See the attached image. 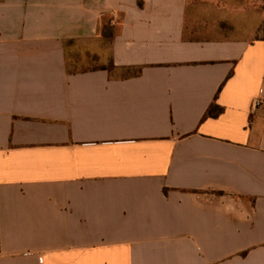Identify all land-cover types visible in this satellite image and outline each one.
<instances>
[{"label": "crops", "instance_id": "1", "mask_svg": "<svg viewBox=\"0 0 264 264\" xmlns=\"http://www.w3.org/2000/svg\"><path fill=\"white\" fill-rule=\"evenodd\" d=\"M263 28L264 0H0V264H264Z\"/></svg>", "mask_w": 264, "mask_h": 264}, {"label": "rangeland", "instance_id": "2", "mask_svg": "<svg viewBox=\"0 0 264 264\" xmlns=\"http://www.w3.org/2000/svg\"><path fill=\"white\" fill-rule=\"evenodd\" d=\"M263 36H264V28H263ZM73 55L76 56V58L79 59L80 62H83L84 60L86 61V59L89 62V56L86 54V48L85 47H75L72 50ZM88 64V63H87ZM89 64L91 66H102L104 64H108V59L107 56L105 57H98V59L96 61H90ZM78 68H83V67H87V65H82L80 64L79 66H77Z\"/></svg>", "mask_w": 264, "mask_h": 264}, {"label": "trees", "instance_id": "3", "mask_svg": "<svg viewBox=\"0 0 264 264\" xmlns=\"http://www.w3.org/2000/svg\"><path fill=\"white\" fill-rule=\"evenodd\" d=\"M104 30H105L104 35H105L107 38L111 39V38L114 37V35H115L114 28H111V27H110L109 29H107V28L105 27ZM213 109H214V108H211V110H209L207 116H213V115H215L214 112H213V111H214ZM219 111H221V108L219 109Z\"/></svg>", "mask_w": 264, "mask_h": 264}, {"label": "built area", "instance_id": "4", "mask_svg": "<svg viewBox=\"0 0 264 264\" xmlns=\"http://www.w3.org/2000/svg\"><path fill=\"white\" fill-rule=\"evenodd\" d=\"M260 105H261L260 101H256L255 106L258 107Z\"/></svg>", "mask_w": 264, "mask_h": 264}]
</instances>
